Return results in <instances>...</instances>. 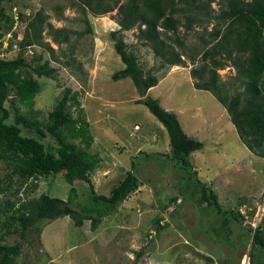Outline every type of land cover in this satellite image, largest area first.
Returning a JSON list of instances; mask_svg holds the SVG:
<instances>
[{"label":"rangeland","instance_id":"1","mask_svg":"<svg viewBox=\"0 0 264 264\" xmlns=\"http://www.w3.org/2000/svg\"><path fill=\"white\" fill-rule=\"evenodd\" d=\"M78 3L79 0L4 3L8 15L15 4L24 19L41 9L54 27L83 32L87 19L91 28V32L81 36L71 34L69 45L60 46L44 30L43 40L54 49L53 55L60 62L37 45L26 52L28 57L33 52H43L42 60L49 59L57 68L52 78L34 75L40 83L34 107L41 110L39 118L43 119L64 89L77 91L94 137L90 152L100 156L98 166L91 172L95 193L108 194L127 170L134 172L140 184L95 229H91L88 220L77 227L71 218L63 216L44 220L39 224L40 233L32 229L27 239L17 234L5 237L2 242L22 243L15 264H248V256L243 253L249 249L251 237H247L244 246L231 245L224 239V229L214 223L212 210L202 208L188 192L197 179L204 180L217 193L222 207L239 208L245 216L243 224L261 225L264 229V158L241 142L226 108L212 93L195 87L190 59L182 56V64L158 69L160 59L137 38L136 26L123 31V39L144 72L151 71L158 81L139 93L131 78L114 80L112 73L124 67L110 36L119 28L116 9L94 14L87 8L82 10ZM211 7L216 10L218 4L213 2ZM212 23L213 20L207 30ZM203 26L196 25L185 36L187 53L201 50L199 34ZM178 32L185 35L181 26ZM16 33L10 48H0V59L13 58L20 50L23 26ZM70 46L73 59L69 52L65 56L60 52V48L68 51ZM199 63L198 59L194 66ZM217 72L221 79H232L235 68L228 63ZM146 97L158 99L164 109L176 114L188 136L203 142L201 149L190 153L189 164L183 168L178 167L181 163H175L176 159L172 161L165 155L171 152L166 128L144 104L137 102ZM69 110L76 116L74 106ZM46 140L54 143L50 137ZM3 173L4 165L0 163V175ZM62 180L55 175L41 177L37 189H23L20 195L32 199L46 192L66 200L70 186ZM74 189L78 204L91 203L87 184H75ZM251 211L253 214L248 217ZM235 223L231 224L232 240L243 233Z\"/></svg>","mask_w":264,"mask_h":264},{"label":"trees","instance_id":"2","mask_svg":"<svg viewBox=\"0 0 264 264\" xmlns=\"http://www.w3.org/2000/svg\"><path fill=\"white\" fill-rule=\"evenodd\" d=\"M7 1L0 0V48H10L16 32L23 26L18 53L13 58L0 59V163L4 165V173L0 175V264H15L22 243L2 242L5 237L17 234L21 239H27V233L32 229L40 233L39 224L44 220L51 221L63 216L71 218L77 227L88 220L91 229H95L111 210L138 188L140 181L133 171L127 170L108 194L95 193L91 172L98 166L100 156L98 152H90L94 137L83 116L77 91L64 89L43 119L39 118L41 110L34 107L35 95L40 89L34 75L52 78L57 68L50 64L49 59L42 60L43 52H33L30 57L26 52L37 45L59 61L53 55L54 49L43 40L44 30L57 45H69L71 34L81 36L91 32L87 19H84L86 29L76 32L65 27H54L41 9L24 19L14 4L8 15L4 4ZM79 2L82 10L87 8L94 14H105L116 9L115 19L119 28L111 31L110 36L124 67L112 73L114 80L131 78L139 93L158 81L151 71L144 72L123 39V31L136 26L137 38L143 40V44H148L160 59L158 69L182 64V56L190 59L193 64L190 73L195 87L212 93L226 108L241 142L254 154L264 158V0ZM213 2L218 4V9L211 7ZM13 7L17 10V24L13 18ZM212 20L214 23L207 30ZM196 25L204 26L199 34L201 50L198 52L196 49L193 55L187 53L184 38ZM180 26L185 35L179 34ZM164 33L166 35L163 37ZM60 52L63 56L69 52L73 59L71 46L68 51L60 48ZM198 59L199 65L194 66ZM65 63L68 65L69 61ZM228 63L234 66L235 74L232 79H221L217 70ZM137 102L144 104L166 128L171 152L165 155L172 161L176 159L175 163H181L179 168L188 165V156L201 149L203 142L188 136L176 114L164 109L158 99L146 97ZM70 106H74L76 116L72 115ZM47 137L52 138L54 143L48 142ZM51 175L59 176L70 186L66 200L46 192L32 199L21 197L23 189L35 190L41 177ZM78 183L90 187V204L75 201L74 188ZM188 195L202 208L212 210L214 223L224 229V239L231 245L244 246L250 236L249 249L243 254L248 256V264H264V229L261 225L253 227L250 223L243 224L245 216L239 208L222 207L217 193L204 180L197 179ZM252 214L253 211L247 216L251 217ZM233 222L243 229L237 240L230 237L234 230L231 226ZM156 225L160 227L158 219Z\"/></svg>","mask_w":264,"mask_h":264},{"label":"built area","instance_id":"3","mask_svg":"<svg viewBox=\"0 0 264 264\" xmlns=\"http://www.w3.org/2000/svg\"><path fill=\"white\" fill-rule=\"evenodd\" d=\"M12 12H13V18H14L15 24H17L18 16H17L16 7H13L12 8ZM6 36H10V34H6ZM4 46H6V43H4ZM135 128L137 130L138 129V126L136 125Z\"/></svg>","mask_w":264,"mask_h":264}]
</instances>
